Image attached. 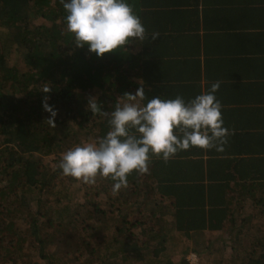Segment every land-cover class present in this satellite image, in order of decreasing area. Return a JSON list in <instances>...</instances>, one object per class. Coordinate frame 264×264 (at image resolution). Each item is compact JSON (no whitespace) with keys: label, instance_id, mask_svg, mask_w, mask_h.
Returning a JSON list of instances; mask_svg holds the SVG:
<instances>
[{"label":"trees","instance_id":"16d2710c","mask_svg":"<svg viewBox=\"0 0 264 264\" xmlns=\"http://www.w3.org/2000/svg\"><path fill=\"white\" fill-rule=\"evenodd\" d=\"M127 2L134 7L136 0ZM66 15L60 0H0V264H44L50 249L44 230L70 243L69 264H191L193 254L200 264H221L224 251L212 255L209 235L226 230L227 210L207 207L197 190H175L178 179H160L157 167L133 172L116 194L110 179L97 177V202L70 209L72 193L87 183L61 174L62 153L106 135L108 117L88 110V101L95 97L103 111L114 110L137 60L144 63V53L132 54L134 45L145 49V42L98 58L73 44ZM45 101L57 111L55 127L46 121ZM142 174L147 182L156 177L158 187L139 183ZM60 179L63 189L53 200L48 193ZM55 203L60 207L51 209ZM257 212L249 209L247 218ZM261 214L256 233L264 235V208ZM240 257L258 264L256 255L231 259Z\"/></svg>","mask_w":264,"mask_h":264},{"label":"crops","instance_id":"0c3cea01","mask_svg":"<svg viewBox=\"0 0 264 264\" xmlns=\"http://www.w3.org/2000/svg\"><path fill=\"white\" fill-rule=\"evenodd\" d=\"M132 8L148 38L145 49L134 45L132 54L145 59L137 60L126 93L143 86L142 103L155 96L187 100L219 80L217 98L233 130L223 153L193 147L168 162L152 156L144 175L157 167L160 179H178L175 190H197L207 207L227 210L226 230L209 235L212 255L224 251L221 264H244L243 257L231 259L237 253L264 263V235L256 233L264 208V0H136ZM152 32L159 39L149 41ZM117 96L122 103L124 94ZM141 178L158 187L156 177ZM253 208L251 220L246 211ZM246 219L256 225L252 230Z\"/></svg>","mask_w":264,"mask_h":264},{"label":"clouds","instance_id":"9594fccd","mask_svg":"<svg viewBox=\"0 0 264 264\" xmlns=\"http://www.w3.org/2000/svg\"><path fill=\"white\" fill-rule=\"evenodd\" d=\"M67 13L66 30L77 48L87 46L102 58L126 48L134 41L143 42L148 33L139 15L127 0H60ZM151 33V40L159 39ZM221 81L212 82L193 98L177 95L174 99L155 96L146 103L145 89L125 93L113 111L105 112L95 97L87 109L108 117L109 130L96 142H87L62 153L59 169L65 177L94 184L97 177L110 179L113 194L128 184L133 172H147L152 156L168 162L183 150L199 148L225 151L233 130L225 126L223 104L217 98ZM45 88L44 93L50 92ZM46 120L55 127L57 111L46 101Z\"/></svg>","mask_w":264,"mask_h":264},{"label":"rangeland","instance_id":"374dc122","mask_svg":"<svg viewBox=\"0 0 264 264\" xmlns=\"http://www.w3.org/2000/svg\"><path fill=\"white\" fill-rule=\"evenodd\" d=\"M61 181L58 182L57 188L54 190H49L48 197H51L53 200L57 198L56 192L61 190L62 187L58 190L60 185H64V180L60 179ZM63 189V188H62ZM102 189V185L98 186L97 184H87L85 189L83 191L78 190L76 193H72L71 198H72V203H70V209L74 210V207H76V204L82 205L84 203H88L89 201L91 202H97L96 199V193L99 192V190ZM110 194H112V188H109ZM62 191V190H61ZM72 191V190H71ZM103 199L99 198L98 203L100 207H104L103 205ZM102 203V204H101ZM51 209H58L60 205L58 204H51L49 205ZM107 210H111L110 207L106 206ZM80 212H83L80 210ZM48 211L45 210L44 215L45 217L48 215ZM50 215V214H49ZM148 217L150 216V213L147 212L146 214ZM152 220V218H151ZM57 228V226H56ZM48 243H50V249L47 251L46 255L49 257V260L43 261L44 264H69L68 261H71L74 258V255L71 257V255L67 256L66 253L70 250V243L66 242L61 244V239L58 237H52L49 236L47 233V230L43 232V236ZM35 256L37 255V252H34ZM75 260V259H74ZM73 264V263H70Z\"/></svg>","mask_w":264,"mask_h":264},{"label":"built area","instance_id":"2783aa9c","mask_svg":"<svg viewBox=\"0 0 264 264\" xmlns=\"http://www.w3.org/2000/svg\"><path fill=\"white\" fill-rule=\"evenodd\" d=\"M189 260L191 264H200L198 257L194 254L189 257Z\"/></svg>","mask_w":264,"mask_h":264}]
</instances>
